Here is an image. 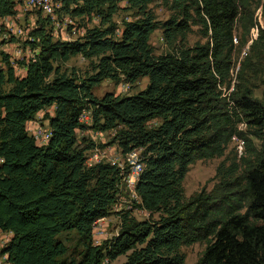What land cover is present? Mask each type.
I'll list each match as a JSON object with an SVG mask.
<instances>
[{
	"label": "trees",
	"instance_id": "16d2710c",
	"mask_svg": "<svg viewBox=\"0 0 264 264\" xmlns=\"http://www.w3.org/2000/svg\"><path fill=\"white\" fill-rule=\"evenodd\" d=\"M16 1L0 0V18L14 15ZM82 1L91 10L100 0ZM129 1L140 16L124 21L119 34L109 23L86 27L75 40L45 39L22 76L0 52V231L11 232L0 253L8 264H103L119 255H126L120 264H182L179 248L203 241L194 264H264V90L254 97L230 78L235 25L242 35L255 25L247 0H162L171 11L165 20L147 8L152 0ZM193 26L206 40L188 45ZM156 29L171 51L154 52ZM76 54L90 59V74L52 65L56 56L65 61ZM247 69L243 60L238 77ZM144 76L146 86L129 95L92 93L105 79L132 83ZM48 106L49 136L38 144L26 123ZM87 108L96 129H116L111 142L123 155L140 149L137 206L159 213L141 220L120 213L118 233L98 244L93 227L109 215L128 167L87 165L92 143L80 146L76 133ZM235 137L245 153L219 163L211 189L185 198L189 165L223 156ZM65 232L77 236L71 255L59 238Z\"/></svg>",
	"mask_w": 264,
	"mask_h": 264
},
{
	"label": "rangeland",
	"instance_id": "374dc122",
	"mask_svg": "<svg viewBox=\"0 0 264 264\" xmlns=\"http://www.w3.org/2000/svg\"><path fill=\"white\" fill-rule=\"evenodd\" d=\"M247 2L250 7L249 11L253 12L255 26L250 29L247 35H242L239 23L235 25V50L232 57L233 66L230 70V78L232 84H246L252 90L254 97L261 98L264 90V38L262 40L259 39L256 25L260 24L261 28L264 29V0H247ZM50 4H53V6L47 12L41 11L39 6H34L32 9L23 5L19 6L15 2V6L18 7L9 21L13 22L18 28H22L23 32L19 36L11 35L9 39H1L0 52L8 53L16 65L15 71L21 76L24 75L26 69V67L24 69L25 63L35 59L42 50V41L45 39L52 44L59 41L75 40L83 34L86 27L106 26L109 23H116L118 26L117 33L119 34L124 21L136 19L140 16L138 8L129 0H100L91 10H83L82 0H51ZM147 8H150L154 12L156 19L159 20H165L171 13L162 0H152L147 5ZM197 28V26H193V31L187 34L186 42L188 45H192L195 41L204 42L206 40L200 36ZM5 30H9V28L0 27V35L5 33ZM29 40L31 41L29 42ZM150 43L156 54L171 51L174 47L169 45L164 39L161 29H156L151 33ZM1 57L2 55L0 54V65L4 66ZM243 60L248 63V69L239 78L238 70ZM51 61L54 67L58 66L60 70L67 72L74 71L80 77L91 73L90 59L84 58L80 54L70 56L65 61L56 56ZM147 83L148 78L146 76L140 77L132 83L123 79L119 82L105 79L92 88V93L96 97H101L106 92H112L118 96L129 95L143 89ZM6 87H9V85L7 84ZM230 90L231 88L226 90L224 88L223 91L227 94ZM52 109L53 106L44 107L32 118L36 124L43 127L45 134L50 132L48 115L53 114ZM87 110L91 113L90 108H87ZM156 123L157 120L155 119L149 122L151 125ZM38 125H34L31 131L28 132L33 135L39 129ZM239 126L243 129L246 128L243 123H240ZM115 130V128L109 130L96 129L92 126V120L84 122V128L77 130V143L80 146L92 143V147L85 151L87 165L98 161L110 163L118 161L121 162L122 167H127L130 162L128 157H137V153L139 155L140 149L123 155L121 148L116 143L111 142ZM253 142L258 144V140L255 138H253ZM240 143L239 139L235 137L228 144L223 156L197 159L191 163L182 181L184 197L188 198L203 187L207 190L211 189L216 181L214 177L219 163L224 161L225 164H228L235 156L239 158L245 153L243 146V153L241 155L238 154V151H241ZM125 183L126 181L123 180L121 183L122 194L120 193L119 197H117L116 204L110 207L109 215L97 220L93 227L92 239L96 244L118 233L121 222L120 213L124 211H130V214L139 220L146 218L156 219L159 215L158 212L151 213L139 208L137 201L132 197ZM10 236L11 234L8 235L7 232L0 231V247ZM59 238L68 248V254H73V251L78 247L75 232L62 233ZM205 244V242L201 241L190 245H182L179 248V251L184 255L182 264H194L201 255ZM4 258V255L0 253V264H6V258ZM125 258L126 255H119L115 260L104 261L103 264H120Z\"/></svg>",
	"mask_w": 264,
	"mask_h": 264
},
{
	"label": "built area",
	"instance_id": "2783aa9c",
	"mask_svg": "<svg viewBox=\"0 0 264 264\" xmlns=\"http://www.w3.org/2000/svg\"><path fill=\"white\" fill-rule=\"evenodd\" d=\"M17 5L21 6H25L26 8H33L34 5H41V11H47L49 12V9L53 6V4H47V0H27V4H19V2H16ZM18 6H16L15 8H17ZM14 16V15H12ZM23 32V29L22 28H18L16 25H15V30H12L11 33H3L2 35H0V40L2 39H9L10 36L13 34V33H22ZM9 36V37H8ZM15 64L13 63V68H14V71H15ZM26 71V69H25ZM25 73V72H24ZM15 74L16 75H19L21 76V74H19L18 72L15 71ZM91 116V113L90 111H88L87 109H85L82 113H81V120L80 122L81 123H84V122H87L89 120V117ZM38 125L36 124L35 122H33L32 120L29 121V125ZM39 126V135L38 136H34L37 143L38 144H43L44 141H45V133H44V130H43V127L38 125ZM29 131H31V126L28 128ZM240 147H241V150H242V144L240 143ZM241 152V151H240ZM129 159H131V168H128V181H126V187L129 189V184H130V180H131V177H132V174H135L136 171L138 170V166L140 165L141 161H140V158H139V155L137 153V157H128ZM113 164H117L119 167L123 168L121 166V162H118V161H113L112 162Z\"/></svg>",
	"mask_w": 264,
	"mask_h": 264
},
{
	"label": "bare ground",
	"instance_id": "6f19581e",
	"mask_svg": "<svg viewBox=\"0 0 264 264\" xmlns=\"http://www.w3.org/2000/svg\"><path fill=\"white\" fill-rule=\"evenodd\" d=\"M17 1H19V4H27V0H17ZM16 1V2H17ZM50 2H51V0H47V4H50ZM34 6H39V7H41V5H34ZM33 6V7H34ZM33 9V8H32ZM12 18V15H7V16H4V17H2V18H0V27H5V28H9V30H5V33H11L12 32V30H15V24H13V22H10L9 21V19H11ZM6 31H8V32H6ZM22 33H13L12 35H14V36H19V35H21ZM31 38V37H30ZM31 40H29V42H30ZM32 45V44H31ZM18 50V49H17ZM16 50V51H17ZM21 50V49H20ZM28 51V50H27ZM11 52V51H10ZM12 53V52H11ZM13 55V54H12ZM14 59H15V57H13ZM25 58V57H24ZM25 60V59H24ZM15 61V60H14ZM9 62H10V64L13 66V59L9 56ZM25 69V68H24ZM78 120L80 121L81 120V113H80V115H79V117H78ZM89 120H91V116L89 117ZM38 128V127H37ZM46 132V131H45ZM39 135V129H37V131H35L34 132V134H33V136H38ZM48 136H49V133H47V134H45V141H47V138H48ZM44 141V142H45ZM241 142V141H240ZM241 144H242V142H241ZM129 159V158H128ZM127 166V165H126ZM128 168H131V159H130V162H129V164H128V166H127ZM142 164L140 163V165L138 166V170L136 171V173L135 174H132V177H131V180H130V184H129V192L131 193V195H132V197L133 198H135V200L136 201H139V196L137 195V193H136V191H135V184H136V182H137V179H138V175H139V173L141 172V170H142ZM124 168V167H123ZM123 180H125V181H128V170H127V173H126V175L124 176V178H123ZM121 185V184H120ZM125 186H126V183H125ZM126 188V187H125ZM126 190V189H125ZM120 192V191H119ZM124 192H126V191H124ZM122 194V193H121ZM130 196V195H129ZM132 198V199H133ZM122 199V198H121ZM116 202V201H115ZM116 204V203H115ZM4 255V254H3ZM4 257L6 258V255H4ZM4 258V259H5ZM3 259V260H4Z\"/></svg>",
	"mask_w": 264,
	"mask_h": 264
},
{
	"label": "clouds",
	"instance_id": "9594fccd",
	"mask_svg": "<svg viewBox=\"0 0 264 264\" xmlns=\"http://www.w3.org/2000/svg\"><path fill=\"white\" fill-rule=\"evenodd\" d=\"M254 26H255V25H254ZM257 26H260V27H261V25H260V24H259V25H256V29H257V32H258V27H257ZM252 28H254V27H252ZM238 139H239V138H238ZM240 141H242V140L239 139V142H240ZM243 146H244V142L242 141V150H241V152L238 151V154H239V155H241V154L243 153ZM237 150H238V149H237Z\"/></svg>",
	"mask_w": 264,
	"mask_h": 264
},
{
	"label": "crops",
	"instance_id": "0c3cea01",
	"mask_svg": "<svg viewBox=\"0 0 264 264\" xmlns=\"http://www.w3.org/2000/svg\"><path fill=\"white\" fill-rule=\"evenodd\" d=\"M53 110V109H52ZM33 121V120H32ZM34 122V121H33ZM31 126V129L34 127V125H29V121L26 123V129L28 130V128ZM29 131V130H28ZM6 233V232H5ZM8 235L11 234V232H7ZM6 264H8V262H5Z\"/></svg>",
	"mask_w": 264,
	"mask_h": 264
}]
</instances>
